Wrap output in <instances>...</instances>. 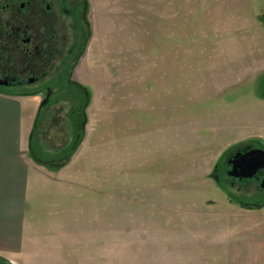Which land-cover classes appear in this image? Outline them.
<instances>
[{
    "label": "rangeland",
    "instance_id": "1",
    "mask_svg": "<svg viewBox=\"0 0 264 264\" xmlns=\"http://www.w3.org/2000/svg\"><path fill=\"white\" fill-rule=\"evenodd\" d=\"M89 1L92 30L76 73L89 96L82 103L72 92L40 107L32 147L45 160L60 158L84 121L66 164L75 156L74 170L105 175L96 183L106 189L108 239L116 230L130 239L136 211L146 237L141 219L156 207L161 224L162 203L172 209L171 239L180 207L182 239H199L198 220L241 209L224 190L263 200L262 185L225 172L238 150L264 149L247 139L260 119L264 128V0Z\"/></svg>",
    "mask_w": 264,
    "mask_h": 264
},
{
    "label": "crops",
    "instance_id": "2",
    "mask_svg": "<svg viewBox=\"0 0 264 264\" xmlns=\"http://www.w3.org/2000/svg\"><path fill=\"white\" fill-rule=\"evenodd\" d=\"M40 107L37 96L0 92L2 264H220L222 257L225 264H264V208L250 211L240 207L238 211L231 203L222 218L212 215L196 222L199 239H182V209L175 208L174 226L179 231L171 239L172 209L162 203L157 209L160 227L156 207L141 219L146 237H139L136 211L130 239H122L121 231L117 236V230L115 239H108L106 189L96 183L105 175L74 170L75 156L58 170L45 167L31 155ZM259 117L250 116V120L258 122ZM253 132L247 139L264 145L262 119ZM122 210L115 207L116 212ZM218 235L223 238L216 239ZM239 237L249 239H236ZM226 249V255L219 253Z\"/></svg>",
    "mask_w": 264,
    "mask_h": 264
},
{
    "label": "flooded vegetation",
    "instance_id": "3",
    "mask_svg": "<svg viewBox=\"0 0 264 264\" xmlns=\"http://www.w3.org/2000/svg\"><path fill=\"white\" fill-rule=\"evenodd\" d=\"M91 7L89 0H0V92L37 96L41 107L73 92L83 103L87 90L76 73L91 35ZM249 149L231 156L226 175L233 156ZM248 181L262 185L264 170Z\"/></svg>",
    "mask_w": 264,
    "mask_h": 264
},
{
    "label": "trees",
    "instance_id": "4",
    "mask_svg": "<svg viewBox=\"0 0 264 264\" xmlns=\"http://www.w3.org/2000/svg\"><path fill=\"white\" fill-rule=\"evenodd\" d=\"M262 23H264V15L259 16L258 18ZM79 122L78 125V131L77 134H79V139L78 137L76 138V143L73 145V147H71V150L64 154L66 156V158L64 157V155H62L60 158H57L55 160H45L44 157L37 155L36 151L33 149L32 147V142H31V146H30V153L33 156V158L36 160V162L41 163L42 165H44L45 167L48 168H56V169H61L62 167H64L66 165V163L71 159V157L75 154V152L77 151L78 147L80 146L82 140H83V129H84V121H76V123ZM78 124V123H77ZM62 158H65L66 161H62ZM219 164V162H218ZM224 192L226 193L229 202L232 204H237L239 205L242 209L244 210H250V211H254V210H261L264 208V199H259V200H254V201H241V200H237L235 199L230 193H228L226 190H224Z\"/></svg>",
    "mask_w": 264,
    "mask_h": 264
},
{
    "label": "water",
    "instance_id": "5",
    "mask_svg": "<svg viewBox=\"0 0 264 264\" xmlns=\"http://www.w3.org/2000/svg\"><path fill=\"white\" fill-rule=\"evenodd\" d=\"M232 170L228 176L239 180L253 179L259 171L264 170V149H249L245 153H236L232 160ZM264 188V181L262 184Z\"/></svg>",
    "mask_w": 264,
    "mask_h": 264
}]
</instances>
